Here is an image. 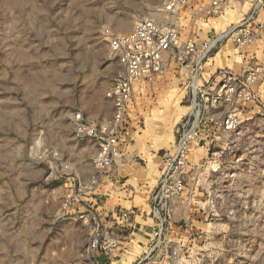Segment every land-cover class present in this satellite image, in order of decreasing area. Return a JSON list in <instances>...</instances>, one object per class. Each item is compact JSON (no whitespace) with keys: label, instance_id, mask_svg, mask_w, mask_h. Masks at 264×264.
<instances>
[{"label":"rangeland","instance_id":"rangeland-1","mask_svg":"<svg viewBox=\"0 0 264 264\" xmlns=\"http://www.w3.org/2000/svg\"><path fill=\"white\" fill-rule=\"evenodd\" d=\"M165 1L0 0V264H264V28L213 52L198 76L202 84L216 68L257 66V100L196 113L189 72L167 65L136 84L118 124L120 156L88 189L94 133L107 132L115 112L106 95L119 70L109 33L154 19L200 43L251 8L209 17L208 0H185L165 16ZM226 113L230 129L212 128ZM189 116L206 125L202 140L190 145L177 192L155 197L163 158ZM78 126L98 131L78 134ZM126 210L134 230L117 224ZM106 235L110 247H91Z\"/></svg>","mask_w":264,"mask_h":264},{"label":"built area","instance_id":"built-area-1","mask_svg":"<svg viewBox=\"0 0 264 264\" xmlns=\"http://www.w3.org/2000/svg\"><path fill=\"white\" fill-rule=\"evenodd\" d=\"M185 0H166L160 9L165 16L179 10ZM251 5L241 19L220 33H213L203 38L200 43L191 34L182 35L167 22L154 19L139 20L133 29L126 33L108 35L110 49L113 52L119 70L107 90V98L115 109L109 130L102 129L97 135V128L88 129L78 126V134H93L100 138L97 151L93 157L94 174L90 177L88 189L96 188L103 173H106L120 156L118 124L125 119L128 104L131 101L135 86L139 82L154 80L161 75L167 65L174 62L180 70L190 74V89L193 96V109H206L208 105L217 108L222 100H257L252 84L260 80L261 69L251 66L244 74H235L226 68H216L205 82L198 84L202 65L209 61L213 52H220L222 47L231 42L243 46L255 40L259 31L264 28V0H208L203 12L209 17L219 16L227 8L235 5ZM199 101V105L196 101ZM195 112H192L194 114ZM198 113V109L196 110ZM191 114V115H192ZM195 116V114L193 115ZM78 121L81 122L78 115ZM190 117L176 131L172 150L163 158V168L155 197L177 192L181 187V175L189 164V153L192 143L202 140V130L206 128L200 122L190 123ZM233 115L226 113L223 119L213 116L212 128L221 124L227 129L233 123ZM121 130V129H120ZM133 211L126 210L118 215L117 224L126 229H135L137 224L132 219ZM99 240V239H98ZM99 244L97 239L91 243L92 248H108L113 243V236L106 235Z\"/></svg>","mask_w":264,"mask_h":264},{"label":"bare ground","instance_id":"bare-ground-1","mask_svg":"<svg viewBox=\"0 0 264 264\" xmlns=\"http://www.w3.org/2000/svg\"><path fill=\"white\" fill-rule=\"evenodd\" d=\"M128 26H129V21L125 20V21H121L119 27H121V29H126V28H128Z\"/></svg>","mask_w":264,"mask_h":264},{"label":"crops","instance_id":"crops-1","mask_svg":"<svg viewBox=\"0 0 264 264\" xmlns=\"http://www.w3.org/2000/svg\"><path fill=\"white\" fill-rule=\"evenodd\" d=\"M225 17L227 18V15H225ZM222 18H224L223 16H222ZM182 113H180V115H181ZM179 114H177V119L179 118V116H180Z\"/></svg>","mask_w":264,"mask_h":264}]
</instances>
